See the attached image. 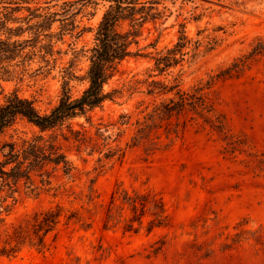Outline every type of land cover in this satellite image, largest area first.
Segmentation results:
<instances>
[{"label":"rangeland","instance_id":"374dc122","mask_svg":"<svg viewBox=\"0 0 264 264\" xmlns=\"http://www.w3.org/2000/svg\"><path fill=\"white\" fill-rule=\"evenodd\" d=\"M40 1L63 11L65 1L70 0ZM73 1L70 19L76 28L61 35V23H55L53 53L44 56L40 45L47 40H42L32 58L17 57L10 62L12 71L0 70V104L17 91L48 112L59 102L66 80L73 96L88 86L91 61L86 49L94 43L110 0ZM165 5L162 18L145 24L139 43L145 54L125 59L106 89L134 76L145 77L153 56L174 45L183 24L193 42H201L199 54L187 56L175 68L177 72L183 67L185 87L200 79L205 83L250 55L246 64L216 76L205 89L225 128L220 130L197 115L181 136H164L159 148L127 146L121 158L103 167L97 161L99 152L81 156L71 151L79 168L77 176L56 179V185L62 184L58 190L37 196L22 192L0 223V264H264V0L244 4L166 0ZM29 35L26 31L13 38ZM255 47L259 51L252 53ZM147 97L125 92L107 100L92 112L94 122L116 120L120 113L131 111L134 120L140 112L138 101ZM72 121L76 127L83 123L94 129L83 116ZM117 131L108 132L115 137ZM36 132L37 126L18 118L0 140H20ZM132 133L131 126L121 135L123 146ZM137 193L149 194L142 222L131 219L132 205L125 198ZM159 201L164 204L165 221L150 229L151 221L161 218ZM58 206L62 207L61 221L47 234L46 247L40 249L29 239L17 244L13 225L24 223L36 211Z\"/></svg>","mask_w":264,"mask_h":264},{"label":"trees","instance_id":"16d2710c","mask_svg":"<svg viewBox=\"0 0 264 264\" xmlns=\"http://www.w3.org/2000/svg\"><path fill=\"white\" fill-rule=\"evenodd\" d=\"M165 2L166 0H110V5L95 30L94 43L86 49L90 52L91 61L87 71L89 84L79 96L71 94L69 80H66L59 102L48 112H42L34 99L21 96L17 91L8 94L5 102L0 104V136L18 118L26 119L38 128V132L31 137L0 140V223L5 221L22 192L37 196L45 190H58L62 184L56 185V179L61 176H77L79 168L70 156L71 151L81 156L85 152L89 155L99 152L97 161L103 167L113 158H121L127 146L144 144L148 148H159L164 136L168 139L181 136L197 115L220 130L225 128L205 89L212 85L216 76L228 74L246 64V58L250 55L211 75L205 83L200 79L185 87L183 67L177 72L175 68L183 65L188 57L195 58L200 52L201 42H193L183 24L174 45L153 56V65L148 68L145 77L134 76L121 86L106 89V84L121 71L125 59L145 54L142 47H139L140 37L146 23L156 22L165 15ZM245 2L246 0H236L237 4ZM74 3L73 0L65 1L63 11H59L53 10L50 5H43L40 0H0V33L3 30L9 33L6 37L0 35V70L4 68L7 72L12 71L10 62L17 57L32 58L36 54L35 48L42 40H47L40 45L45 50L44 56L46 53H53L55 23L60 21L61 30L58 33L61 35L66 29L76 28L75 20L70 19L74 15ZM9 22L19 24L11 26ZM26 31L30 32L29 37L13 38ZM134 45L138 48L134 49ZM29 46L32 49L26 51ZM258 49L255 47L252 53L259 51ZM125 92H140L148 96L138 101L136 108H140V112L134 120V112L131 111L120 113L116 120L94 122L92 112L96 108L103 107L107 100H115ZM81 116L94 129L83 123L76 127L72 120ZM131 126L133 133L126 146H123L120 137ZM111 128H118L115 137L108 132ZM84 160L87 158L84 157ZM125 198L132 205L134 215L131 219L142 222L149 194H127ZM159 202L161 205H158V214L161 218L157 222L151 221L150 229L164 224L165 218L162 215L165 208L162 201ZM61 215V206L36 211L24 223L13 225L14 240L18 244L29 239L43 249L47 246V234L57 228ZM129 228H133V224H129Z\"/></svg>","mask_w":264,"mask_h":264}]
</instances>
